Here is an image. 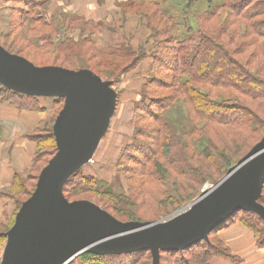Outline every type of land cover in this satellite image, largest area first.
I'll use <instances>...</instances> for the list:
<instances>
[{"label": "trees", "instance_id": "1", "mask_svg": "<svg viewBox=\"0 0 264 264\" xmlns=\"http://www.w3.org/2000/svg\"><path fill=\"white\" fill-rule=\"evenodd\" d=\"M21 1L26 3L28 10H31L47 0ZM145 1L160 6L167 0ZM190 1L189 4L192 5L197 0ZM216 3L215 10L204 15H196L202 22L197 30L188 25V17L177 21L172 9L162 11L163 18L170 21L175 19L176 26L185 28L183 33L171 35L173 44L175 43L173 49L176 51L174 60L176 65L171 69L180 74V77L166 86L172 88V95L161 99L150 97L141 107L147 112L146 118L153 122L149 133L151 141L134 138L132 150L140 152L141 155L130 153L126 159L132 160L135 164L127 167V170L130 169L133 173L128 181L130 185L128 194L125 192L116 194L111 187L100 185L101 181L82 173L80 169L65 184L64 194L67 199L70 198V184L74 183L76 175L81 174L78 177L82 181L91 182L93 187L89 189L90 192L102 199L101 208L107 212L109 208L112 209V214L109 213L118 220H120L118 216L136 219L135 213H125L123 207L133 205L135 199L141 195L142 201L149 206L162 204L167 208L168 204L172 210H176L183 202L196 198L207 183L217 182L264 137V0H217ZM218 9L222 11L219 12ZM40 20L41 16L38 15L30 19V25H25L26 19H23L20 25L22 33L41 32L39 27L36 29V25H33ZM42 26L50 27L46 23ZM153 34L156 39L171 33L154 31ZM52 35L53 32L50 36L40 37L46 42L37 48L46 54L52 52L55 59L63 60V63H66L71 55L76 56L83 52L85 55L82 54L87 56L91 51L86 47L90 43L93 44L88 37H81L80 43L68 38L56 45L53 43ZM194 40L196 42H193ZM93 54L90 55L92 59L96 57L100 59L89 66L81 63L80 69H90L99 77L109 80L136 68L145 58L130 45H122L109 54L104 52ZM159 61L162 63L159 67H164V60ZM157 85H161V82ZM161 87L163 88V84ZM3 92L8 96L2 95ZM0 98L25 109L34 106L38 99L36 96L15 93L1 84ZM177 99L186 106L185 116L179 119L175 117L172 109ZM48 135L45 137L40 129L32 135L38 145L37 157L41 154L44 139L54 140L51 152L46 153L48 159L39 170L46 166L57 151L54 133L50 132ZM39 160L36 158L34 165ZM35 188L36 185L29 188L28 178L17 179L12 186L13 198H17L18 205L22 206ZM259 202L264 206V188ZM243 211L236 213L230 223L227 224L226 221L218 229H224L240 219L256 233H259V229L264 230V222L256 212ZM211 233L207 239L190 248L161 251L159 264H163V259L167 256L174 258L176 264H212L217 257H227L228 255L221 254L222 251H212L208 248L200 251L204 246H208ZM4 240H7L6 232L0 231V243ZM259 242L264 245V232ZM145 254L151 256L153 260L150 250L121 254L86 252L70 264H142L141 257Z\"/></svg>", "mask_w": 264, "mask_h": 264}, {"label": "water", "instance_id": "2", "mask_svg": "<svg viewBox=\"0 0 264 264\" xmlns=\"http://www.w3.org/2000/svg\"><path fill=\"white\" fill-rule=\"evenodd\" d=\"M0 84L15 93L63 99L53 133L57 151L41 170L32 195L11 229L2 264H70L83 253L184 250L241 210L256 212L264 188V137L235 167L190 205L184 215L153 222H122L88 200L69 201L64 187L93 158L117 105L111 81L90 69L37 66L0 44Z\"/></svg>", "mask_w": 264, "mask_h": 264}, {"label": "rangeland", "instance_id": "3", "mask_svg": "<svg viewBox=\"0 0 264 264\" xmlns=\"http://www.w3.org/2000/svg\"><path fill=\"white\" fill-rule=\"evenodd\" d=\"M33 1L38 2L40 0ZM68 1L70 0H47L42 5L34 6V9L30 8L31 10H28L26 3L21 0H0V44L7 51L18 54L26 59L29 58V61L38 66H66L65 68L68 67L74 70L80 69L79 64L81 63H83L82 65L84 66L95 64L100 57L92 59L90 55H94L93 53L97 54V52H104L109 54L122 45H130L134 50L139 51L140 55H144V60L129 72L118 74L115 78L110 80L102 78L105 81H113L112 87L117 93L116 110L111 118L110 126L105 136L101 139L94 152L92 158L93 163H88L82 168V173L89 174L93 178L101 181L102 183L100 185L111 187L116 194H121L123 192L128 194V188L130 186L128 181L133 173L130 169L127 170V167H132L135 164L132 160L127 161L126 159L129 158L128 156L130 153H134L137 156L141 155L140 152H133L132 150L131 145L134 143V138H138L140 141H151L149 133L151 127H153V122L146 118L147 112H144L141 107L150 97L161 99L168 95H172V88L166 86L174 83L177 78L180 77V74L171 69L176 65L174 61L176 51L173 49L175 43L173 44L171 35H177L185 31L183 26H176V20L182 21V19L188 17V25L197 30L200 25H202V22L196 18L198 17L196 15H204L206 12L215 10L217 0L215 2L197 0L196 3L192 5L189 4L190 0H167L160 6H155L145 0H108L111 1L108 3L111 9L108 8L107 10L106 8L89 6L87 8L89 10V13H87L90 14L88 17L79 14L80 11H82L79 3L74 1L73 4H70ZM104 1L105 0H101V4ZM169 9H172L173 13H175L176 20L170 21L162 17V11ZM218 11L221 12L222 10L218 9ZM223 11L225 10L223 9ZM95 14L97 17H102V20H98ZM38 15L41 16V20L33 25H36V29L39 27L38 29L42 31H32L31 33H25L24 31V33H22L23 30L20 28L22 20L26 19L25 25H30V19ZM127 21H131L133 25L130 23L128 28L124 27L121 29ZM134 21H136V24ZM45 23L50 25V27L42 26V24ZM124 29L126 32H129V36H120L115 41H107L106 34L108 31L123 33ZM50 31L53 32L51 38L56 45L65 42L68 38L77 42L79 41L78 43H80L81 37H88L93 44L90 43L86 47L91 51L87 56H84L85 54L82 52L83 50H81L84 55L82 53L76 56L71 55L66 63H63V60H56L52 52H47L46 54L43 50L37 48V46L43 45L46 42L40 39V37L44 35L50 36ZM154 31H168L171 34H166L167 36L161 35L155 39L153 34ZM168 36L170 38H168ZM163 39L167 40L163 41ZM159 41L162 42L160 43ZM193 42H196V40ZM85 50L84 48V51ZM160 59L164 60V67H159L160 64H162L159 61ZM159 82H161V85L163 84V88L161 85H157ZM2 95H5V97L8 96L5 92H3ZM5 97L2 98L6 99ZM43 99L46 103L45 105L51 108L49 110V119L43 123L40 128V132L47 137L50 132H53L55 120L63 108L64 101L51 97ZM172 106L175 117L179 119L185 116L186 106L182 102L177 99ZM44 140L45 142L40 149L41 154L37 157V151L35 153L34 159L39 158L40 160L33 166L30 172L31 175L28 178V186L30 189L35 187L41 172L39 168L42 167L44 161L48 159L46 153L51 152L54 143L52 138H45ZM239 161L229 170L235 167ZM228 171L217 182L207 183L196 198L183 202L179 209L172 210V207L168 204H166L167 208L162 204L149 206V204L142 201L143 196L141 195L135 199L133 205L123 207V212L135 213L136 219L130 220L124 216H118V218L125 222L137 221L145 223L170 220L173 216L184 215L190 210V205L201 197L204 191L211 190ZM80 175L81 174L76 175V182L74 181V183L70 184V198L68 199L71 202L89 200L97 205L100 204L99 206L101 207L103 203L102 199L94 196V193L89 190L93 187L91 182L87 183L82 181L81 178L78 177ZM35 177H37V179ZM97 185L100 186L99 184ZM94 187H96V185ZM22 199L25 198L22 197ZM14 201L16 208L12 213V217L8 223L0 226V231L8 232L15 222L16 214L21 208V205H18V199L15 197ZM158 210L159 212H157ZM108 212L111 213L113 211L109 208ZM242 212L244 211H239V213ZM233 217L229 218L226 223H230ZM235 221L251 230L255 241H257V246H264L259 242V238L263 237V228L261 230L259 229V233H256L240 219ZM224 229H216V231H213L209 236L208 246H204L200 251L206 248L212 251H222L223 253L221 254H223V256L228 255L227 258L230 260L239 262L240 257L234 255L233 251L226 244V235L221 234V231ZM6 246L7 240L0 243V257H3ZM141 261L142 264H153V260L148 254L142 256ZM163 261V264H176V262L174 263V258L169 256L165 257Z\"/></svg>", "mask_w": 264, "mask_h": 264}, {"label": "crops", "instance_id": "4", "mask_svg": "<svg viewBox=\"0 0 264 264\" xmlns=\"http://www.w3.org/2000/svg\"><path fill=\"white\" fill-rule=\"evenodd\" d=\"M74 1L81 5L79 14L86 17L90 15L89 6L111 9L108 5L111 1L108 0L102 4L101 0H70L68 3L73 4ZM97 19L102 20V17ZM130 23L127 21L121 29L128 28ZM128 33L125 29L123 33L108 31L106 38L107 41H115L120 36H129ZM43 98L48 97H38L29 109L0 98V226L9 222L16 208L12 192L15 180H25L31 175L38 148L32 135L49 119L51 109ZM221 234L226 235V244L240 259L236 263L227 257H217L212 264H264V246H257L251 230L235 221Z\"/></svg>", "mask_w": 264, "mask_h": 264}, {"label": "built area", "instance_id": "5", "mask_svg": "<svg viewBox=\"0 0 264 264\" xmlns=\"http://www.w3.org/2000/svg\"><path fill=\"white\" fill-rule=\"evenodd\" d=\"M89 163H93V159H91ZM2 262H3V257H0V264H2Z\"/></svg>", "mask_w": 264, "mask_h": 264}]
</instances>
